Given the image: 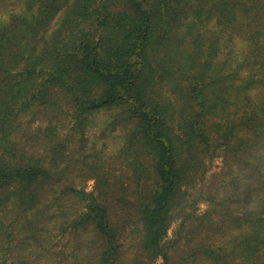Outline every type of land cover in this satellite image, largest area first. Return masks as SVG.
I'll list each match as a JSON object with an SVG mask.
<instances>
[{
	"label": "trees",
	"instance_id": "1",
	"mask_svg": "<svg viewBox=\"0 0 264 264\" xmlns=\"http://www.w3.org/2000/svg\"><path fill=\"white\" fill-rule=\"evenodd\" d=\"M81 230L84 264H264V0H0V261Z\"/></svg>",
	"mask_w": 264,
	"mask_h": 264
},
{
	"label": "rangeland",
	"instance_id": "2",
	"mask_svg": "<svg viewBox=\"0 0 264 264\" xmlns=\"http://www.w3.org/2000/svg\"><path fill=\"white\" fill-rule=\"evenodd\" d=\"M214 24L215 21L213 20L210 26L214 27ZM236 46L241 47V42L238 41ZM221 56L223 55L221 54ZM245 73L246 71L243 70L242 74ZM109 121V111L102 109L96 113H93L88 121L86 133L92 138L97 136L101 139V141H107V143H109L108 150L114 151L117 149L116 147H118L123 140L124 130L120 126L118 129H115V131H113V127L109 124ZM47 125H49L48 122H43V134L46 131L45 128L47 127ZM59 126L60 136L63 139H66L65 137H69L70 139H72V143H74L79 135L78 130L76 128H72V124L67 120L65 122H61ZM44 140L45 139L43 137L41 140L37 141L38 148H41L39 147V145L40 143L44 142ZM209 162L210 168L207 172V183L219 176L225 178V173L229 168V171L231 172L235 171L238 167L237 163L230 159H227L225 152L217 154V156H215ZM86 185L87 191H91L94 186V180L88 181ZM211 208L212 203L206 200H201L196 206L195 215H201ZM118 212L123 213L128 212V210L121 208ZM215 216L217 217V215ZM191 218L192 217L185 218V215L181 213L175 214L169 232L166 236V239H177L173 251L182 252L186 249L187 232L191 228ZM183 223H186V225H184ZM199 223L200 220L197 219L194 225H197ZM88 238L96 241L92 232L83 230L78 232H68L66 234L55 233L53 235H50L48 240L45 242V245L48 246L46 248L40 247L38 249L39 252H36L34 245H31L29 249L25 250V248L22 247L23 244L20 242V239L19 241H15L13 244L15 246L14 254L19 253L21 257L19 259H17L18 257H15V262H12L14 258H9L5 263H2V261H0V264H21V260L23 258L27 264H84L85 262L82 259V255L88 249L90 250V253L94 255L97 249V244L95 242H92L89 245L86 244ZM77 258L80 261H78ZM163 260V257H159L156 259V263L163 264Z\"/></svg>",
	"mask_w": 264,
	"mask_h": 264
}]
</instances>
